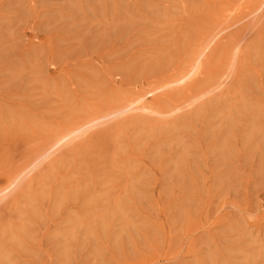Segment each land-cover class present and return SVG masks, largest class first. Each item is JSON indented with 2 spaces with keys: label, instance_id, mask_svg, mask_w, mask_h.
<instances>
[{
  "label": "rangeland",
  "instance_id": "rangeland-1",
  "mask_svg": "<svg viewBox=\"0 0 264 264\" xmlns=\"http://www.w3.org/2000/svg\"><path fill=\"white\" fill-rule=\"evenodd\" d=\"M0 264H264V0H0Z\"/></svg>",
  "mask_w": 264,
  "mask_h": 264
},
{
  "label": "bare ground",
  "instance_id": "bare-ground-1",
  "mask_svg": "<svg viewBox=\"0 0 264 264\" xmlns=\"http://www.w3.org/2000/svg\"><path fill=\"white\" fill-rule=\"evenodd\" d=\"M145 108V107H144ZM146 108H148V107H146ZM153 111V110H152ZM67 135H63V136H60L56 141H57V143H60L61 141H63L64 139H65V137H66Z\"/></svg>",
  "mask_w": 264,
  "mask_h": 264
}]
</instances>
